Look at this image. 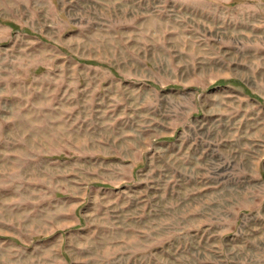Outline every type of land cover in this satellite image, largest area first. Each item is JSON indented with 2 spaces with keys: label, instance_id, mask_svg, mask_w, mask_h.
<instances>
[{
  "label": "rangeland",
  "instance_id": "374dc122",
  "mask_svg": "<svg viewBox=\"0 0 264 264\" xmlns=\"http://www.w3.org/2000/svg\"><path fill=\"white\" fill-rule=\"evenodd\" d=\"M0 264H264V0H0Z\"/></svg>",
  "mask_w": 264,
  "mask_h": 264
}]
</instances>
